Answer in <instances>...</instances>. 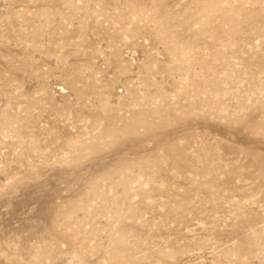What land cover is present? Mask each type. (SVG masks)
<instances>
[{"label":"rangeland","instance_id":"obj_1","mask_svg":"<svg viewBox=\"0 0 264 264\" xmlns=\"http://www.w3.org/2000/svg\"><path fill=\"white\" fill-rule=\"evenodd\" d=\"M0 264H264V0H0Z\"/></svg>","mask_w":264,"mask_h":264}]
</instances>
